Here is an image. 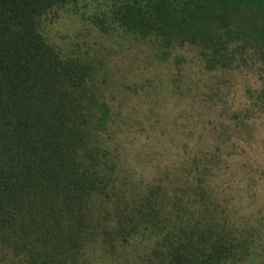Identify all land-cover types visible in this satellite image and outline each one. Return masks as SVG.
I'll use <instances>...</instances> for the list:
<instances>
[{"label":"trees","instance_id":"16d2710c","mask_svg":"<svg viewBox=\"0 0 264 264\" xmlns=\"http://www.w3.org/2000/svg\"><path fill=\"white\" fill-rule=\"evenodd\" d=\"M80 1L0 0V249L17 264H85L98 236L125 241L144 230L161 237L157 264L236 261V237L207 223L171 226L154 194L126 205L113 228L101 227L98 210L111 200L115 167L100 140L110 109L99 69L43 33L46 21ZM101 1L142 39L165 49L196 46L206 71L264 55V0Z\"/></svg>","mask_w":264,"mask_h":264},{"label":"rangeland","instance_id":"374dc122","mask_svg":"<svg viewBox=\"0 0 264 264\" xmlns=\"http://www.w3.org/2000/svg\"><path fill=\"white\" fill-rule=\"evenodd\" d=\"M118 17L110 2L83 0L43 25L48 42L99 69L110 109L100 140L115 189L98 222L113 228L126 205L154 194L171 226L207 223L236 237L241 247L230 264H264V55L206 71L196 46L165 49ZM95 240L85 264H157L161 237L148 231ZM2 263L18 260L0 249Z\"/></svg>","mask_w":264,"mask_h":264}]
</instances>
